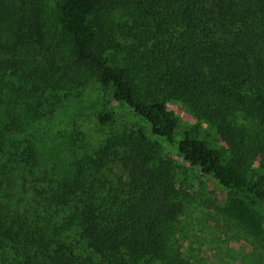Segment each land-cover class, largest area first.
Wrapping results in <instances>:
<instances>
[{
    "label": "trees",
    "instance_id": "obj_1",
    "mask_svg": "<svg viewBox=\"0 0 264 264\" xmlns=\"http://www.w3.org/2000/svg\"><path fill=\"white\" fill-rule=\"evenodd\" d=\"M0 0V264H193L156 139L228 189L224 214L264 229V0ZM54 19L50 20L48 14ZM97 81L112 130L67 167L34 126ZM178 100L222 145L184 131ZM125 173H123L121 170ZM120 170V171H119Z\"/></svg>",
    "mask_w": 264,
    "mask_h": 264
},
{
    "label": "rangeland",
    "instance_id": "obj_2",
    "mask_svg": "<svg viewBox=\"0 0 264 264\" xmlns=\"http://www.w3.org/2000/svg\"><path fill=\"white\" fill-rule=\"evenodd\" d=\"M44 2L50 13L55 0ZM49 13V19L53 20ZM107 97V92L93 80L78 96H68L58 104L53 116L37 123L33 129L43 154L50 161L67 167L77 155L97 149L112 130L123 125L134 127L135 123L146 125L124 105L113 102L110 107L117 109L114 123H101L98 114ZM168 106L179 120L178 139L188 130L222 145L214 129L198 120L183 103L173 100L168 101ZM154 140L159 143L162 155L173 163L177 197L185 202L183 213L172 226L170 238L182 247L186 256H190L191 262L264 264V229L260 234L252 235L238 221L224 214L222 204L228 189L185 161L175 145L160 138Z\"/></svg>",
    "mask_w": 264,
    "mask_h": 264
}]
</instances>
